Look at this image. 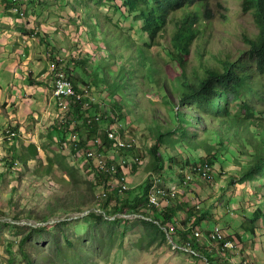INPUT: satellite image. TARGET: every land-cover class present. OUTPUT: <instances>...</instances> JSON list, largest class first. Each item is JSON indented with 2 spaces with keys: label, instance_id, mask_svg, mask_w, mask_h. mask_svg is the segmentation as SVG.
<instances>
[{
  "label": "rangeland",
  "instance_id": "1",
  "mask_svg": "<svg viewBox=\"0 0 264 264\" xmlns=\"http://www.w3.org/2000/svg\"><path fill=\"white\" fill-rule=\"evenodd\" d=\"M12 1L14 2L12 6H16L18 2L22 1L21 3L26 11L25 16L27 15V18L30 19L31 26L38 30V36L34 37L31 36L34 31L31 34L24 33L21 38L22 44L19 46L22 53L26 54L24 58L25 65L31 67L32 61L36 63L40 72L38 77L43 80L42 87L46 89V92L48 93L52 88L51 63L49 62L51 60L48 58L47 49L40 40V36L47 34L46 30H50L52 32L51 40H56L54 43L56 56H60L68 65L70 64L68 69L72 70L74 76L81 80L85 79L92 86L91 97L92 102H95V111L108 114L107 116H116V127L122 128L123 136L138 138L139 147L132 154L127 153L126 156L129 159L138 156L141 160L144 159L147 162V165H145L146 162L144 165H138L134 173L128 172L131 182L128 184L130 190H134L135 193L140 192L139 188L144 184L146 175L150 171L148 170L150 168L149 161L151 160L149 148L155 141V128L158 125L155 118L161 113L165 114L166 117H173L170 109H166L165 99L162 98L163 94H166L165 79L163 78L161 82H158L159 85H162L163 90L158 85H152L149 82L150 72L146 64L152 61L153 54H159L161 62L167 70L173 69L179 73L181 72L179 65L168 59L164 54V49L160 46L154 45L152 51L145 49V43L151 41L144 33H138L137 30H132V39L123 36L118 31H115V38L112 37L108 29L113 28L114 30L113 25L104 28L109 18L118 23L125 32L129 31L128 28L131 23L134 25L131 16L127 24L117 19L120 14H115L114 0H107V2L102 0ZM243 2V0H213L211 2L210 6L213 8L214 18L210 22H203L198 37L191 43L189 54L186 56V69L190 76H193L191 73L194 71L202 74L204 72L203 67L207 65L218 67L219 63L216 59L220 53H222V56H220L222 59L225 58V55L236 58L238 53L246 49L242 36L247 34L254 37L256 28L252 13L243 10ZM92 5L101 6L99 14ZM81 7L89 15L91 14L89 18L82 14ZM81 15L84 19L79 23ZM181 17V13L174 16V19L172 17L173 20L168 23L165 33L157 39V42L163 41L166 47H172L170 42L176 32L177 26L175 23ZM57 20L60 22L59 26H57V23L55 24ZM28 24V22L23 23L25 28L30 29L31 27ZM79 24L85 26L82 28V32L79 31ZM97 25H100L103 31L99 30L97 32L94 29ZM90 29H93V40H90L87 34L84 33ZM78 39L80 41L76 42L75 45L74 42ZM98 42L104 49L101 55L104 58L100 63L95 64V58L99 59L98 55L94 53ZM109 43L113 44L112 49H106V45ZM126 43L134 45L136 43L138 47L141 45L135 62L129 61L126 57L128 54ZM119 51L121 52L120 55ZM198 52H202L203 56H199ZM72 55L77 62V66L70 63L69 57ZM26 58H29L30 62ZM85 61L87 62L83 64ZM107 65H117L121 69L117 71L111 69L110 73L104 69L110 75L109 77L102 71V68ZM80 66L83 68L80 69ZM160 67L158 62L155 66V72L158 77H164V71H161ZM41 72H44L45 75L40 76ZM93 72L100 73L106 76L107 79L103 83L95 84ZM168 77L173 78L174 76L169 74ZM24 81L29 82V79ZM170 88L173 91L175 90L172 85ZM173 91H168V95L178 105L175 98L178 92ZM27 95L24 93L23 97L35 96L34 92L32 95L29 93ZM110 95L114 96V99L124 102L125 107L122 114L110 109ZM38 97L40 101L38 103L33 98L31 100L23 99L22 106L11 105V102H8L7 105H11L12 109L8 108L7 115L5 110L0 107V114L2 115L0 116V264H25L17 244L22 235L27 234L28 230L18 225L9 226L6 220H17L19 224H22V222L32 223L38 221L34 217L50 214L54 217L50 218L46 224L52 227L53 224L67 220L68 217L76 218L79 214L77 213L78 209L80 211L82 210L80 207L84 206L79 205V203L82 201L89 202V199H94L93 197H97L102 191L99 187L90 186L93 183L94 176L92 171L88 175L80 173L76 176L77 185L74 188L64 187L62 183L58 182L59 180H64L66 183L71 181L70 177L68 178L64 172L59 169L56 170L55 167L65 169L66 163L68 165L73 164V158L71 150L63 143L60 145L57 137H53L52 144L49 143L46 136L47 129L55 123L58 113L52 103L45 102L44 97L41 99L40 95L35 98L38 100ZM250 100L254 102L257 108H262L263 103L261 101L254 97H250ZM240 101L231 104L232 111H236ZM5 116H11V118L9 117L5 121ZM160 117L162 122L165 123V117ZM195 117L197 118V116ZM71 118H73L72 115ZM105 119L106 121L102 120L98 124V132L101 134L112 124L107 117ZM84 121L85 118L79 120L78 123L76 122L77 129H81ZM49 123L52 124L49 125ZM6 124L12 128L16 124L21 125L19 129L21 139L13 141L16 148L20 147L21 143L24 144L22 138H24L27 145H37L39 156L36 162H29L27 167L19 164L14 165L12 170L7 168L4 161L8 160V152L11 147L3 141L4 133L2 130ZM19 125L16 127L18 128ZM205 128L206 126L203 127L202 125L196 130L198 132L197 137L204 134ZM173 137L177 138L178 134L176 133ZM91 140H88V142ZM231 142L228 143L226 151L216 157L213 165L215 170L214 181L206 182L193 175L191 181L187 184H183V182L179 184L180 179L166 168V187L176 188L179 193V197H177L179 209L170 226L178 228L184 226L183 221L187 219V207L191 208L193 205H199L200 208L209 209L213 215L217 213L221 216L219 224L225 230L227 229L228 233L238 232L241 234L243 248L236 253L235 260L240 261L248 258L254 264H264V220L260 218L255 221L254 235L246 232L241 226L244 215L251 216L257 207L264 205L263 197L261 198V195L264 194V185L261 186L260 194H254V189L263 181L258 179L256 182H241L239 179L241 174L243 175L242 171L246 162L253 157H250L249 152L250 154L254 152V146L244 142V140L241 143L240 141L238 143ZM209 144L213 146L214 140H209ZM196 147L193 152L194 157L199 158L210 154L207 153L208 150L205 146L201 147L198 144ZM163 148L166 159L169 156L177 157L178 160L191 157V154L187 151L184 152L178 144L169 142L164 144ZM46 157L56 162L51 172L53 176L45 175V167L42 166V162L46 161ZM56 157L66 159V161L57 160ZM79 165L80 163H77L75 166L79 169ZM180 167L183 168L184 165L180 164ZM188 170L189 167L183 170L182 177L184 175L191 177ZM232 178L237 179L234 181L238 182L232 184L233 181L230 182ZM85 206H92V204L87 203ZM29 213H31V216ZM118 216L121 218L110 224L104 223L103 220L96 222L94 217L87 216L81 220L73 221L71 219L72 221L65 224L64 228L61 227L62 231L67 230L64 232L69 235L72 245L64 249V258L60 261V264H211L204 257L192 256L188 252L173 247L167 234L158 227L151 231L154 232L156 238L151 237L145 222L138 219L134 214L124 213L118 214ZM186 223L188 225V221ZM171 233H173V238L177 235L174 228H171ZM176 237L175 240H177ZM45 238L46 236L38 239L34 234L31 242L48 247V240H45ZM31 246L28 244L26 248L31 251ZM47 252L50 253L51 257L55 255L53 249H49Z\"/></svg>",
  "mask_w": 264,
  "mask_h": 264
},
{
  "label": "trees",
  "instance_id": "2",
  "mask_svg": "<svg viewBox=\"0 0 264 264\" xmlns=\"http://www.w3.org/2000/svg\"><path fill=\"white\" fill-rule=\"evenodd\" d=\"M5 1H3V3H5L6 6L14 5L12 0H10V2L9 0ZM102 1L107 2V0ZM212 1L213 0H114L113 6L115 14H120V17L118 16L117 19L120 22L127 24L129 17L131 16L134 20L132 21L134 22V25L131 23L128 28L129 31L125 32L118 23L114 22L112 18H109L104 28L113 25L114 30L113 28L108 30L114 38L116 36L115 31L120 32L123 36L129 37L130 39H132V30H137L138 33H144L151 41L150 43H145V49L152 51L154 45L160 46L164 49L165 56L172 62L177 63L181 69V72L179 73L173 69L167 70L165 65L161 62L162 60L160 59L159 54H153L152 61L149 64H146L147 69L150 72L149 82L152 83V85H158L161 90H163L162 85H159L158 82H161L163 78L165 79L166 94L164 93L162 98L165 99L166 109H170V112L173 113V117H166L165 114L161 113L155 118L158 125H156L155 128V141L149 148L151 156L149 169L156 172L157 176L160 177L166 171V168H168L174 176L182 181L183 174L181 173L185 168L189 167L188 172H190V169L195 171V176L198 168H205L203 171L206 173L205 178L207 179L206 181H208L210 175H212L210 168L215 164L218 154L226 151L228 143H232L231 141H234L235 143L240 141L241 143L244 140V142L250 143L254 146V152L252 154L249 152L250 157H253L244 166L245 171L240 177V181L245 182L246 180L254 178H260L264 181V0H243V10L252 13L254 26L256 28L254 37L248 36L247 34L242 36L246 49L238 53L236 58H230L229 55H225V58L222 59L220 57L222 56V53H220L218 54L219 57L216 59L219 63L218 67H209V65H207L203 67L204 74H199L194 71L191 73L193 76H190L186 69V56L189 54L190 45L198 37L203 22L212 19L214 14H212L211 8L208 7L207 11L204 13V18L199 19V15L196 12L187 14L186 8H189V6H199V8H201V6H209ZM18 5H20L19 2L16 6ZM92 6L96 9L99 8L98 5ZM174 9L178 11L181 10L183 16L181 18L180 26L176 28V32L173 35L172 47L169 49V47H166L163 42H157V39L159 38V34L162 33L167 26L168 17ZM82 14L88 18L91 15L84 10H82ZM79 25V31L82 32V28L85 26H82V24ZM91 27H93V25ZM92 30L93 29H90L84 32L90 40L94 39ZM46 45L48 46L50 57L59 61V56L57 57L54 52V50H56L55 46L50 43H46ZM125 45L127 48L126 52H128L126 56L127 59L131 62H135L137 52L141 45H139V47L136 46V43L135 45L128 43ZM113 47L112 43L106 45V49H112ZM103 52L104 49H102V45L97 43L94 53L98 55L99 59L95 58V64H98V62L100 63L101 60H103L104 56H101ZM120 54L121 52L119 51V55ZM198 55L203 56V53L198 52ZM123 57L126 58L125 56ZM69 58L71 60L70 63L77 66L74 56L72 55ZM219 58L221 59L219 60ZM86 62L87 61L83 62V64ZM158 62L161 66V71H164V77H158L155 72V66ZM63 63V70L72 81L73 88L77 93L80 90V85L87 83L83 80L80 81L77 76L72 74V70L70 71L68 69L70 64L68 65L66 61ZM57 64H59V62H57ZM124 67L125 66L123 65V68ZM82 68L83 67L80 66V69ZM104 69L110 73L111 69L117 71L121 68H118L117 65H107L105 68L103 67L102 71L105 75L110 77ZM84 73H86V71H84ZM93 73L95 84L103 83L105 79H107L106 76H103L100 73ZM169 74L174 77L169 78ZM171 85L174 87V91L170 88ZM168 91L178 92L177 97H175L178 101V105H176L170 98ZM115 97L117 98V96ZM250 97H254L261 101L263 103L262 108H257L254 102L250 100ZM109 98L111 102L110 109L122 114L123 108L125 107L124 102H121L122 100L119 101L118 98V100L114 99V96L112 95H110ZM238 101H240L239 106L236 108V111H232L231 104H235ZM94 107L93 103V109H87L83 112L76 102L74 106L71 103L68 104L63 110L64 113L59 111L58 115L61 116L65 114L66 119L60 122V124L56 123L48 129L46 136L49 143H53V137L58 138L60 145L67 141V144L71 147L72 154H76L77 149L87 151L88 140L100 138L104 145V152L111 150V145L114 144L115 141L114 138L110 139V135L112 133V127L116 124V116H107L108 114L99 113L98 111H95ZM94 112L97 113L99 120H96L93 116ZM71 115L73 118H71ZM160 116L165 117V123L162 122ZM195 116H197V118ZM106 117L112 122V124L101 134L98 132V124L102 120L106 121ZM83 118H85V121L83 123L84 125L81 127V131V129H77L76 122L78 123L79 120H83ZM59 120L60 119H57L56 121L59 122ZM202 125L203 127L204 125L206 126L205 132L202 136L197 137L198 132H196V130ZM117 128L119 130L113 132L114 136L122 134L121 128L119 126ZM13 131L18 132V128H13ZM176 133L178 134V137L174 138L173 136ZM67 134L71 135V137L77 136V140L75 142H69L68 139H66ZM239 137H241V139H239ZM17 139L19 138H16L15 140ZM212 139L214 140L213 146L209 144V140ZM4 142L11 147V150L8 152V160L4 161L9 170H12L16 163H21L24 167H27L29 162H36L38 160L39 151L36 145H26L23 141L25 145H22L21 143L20 147L16 148L13 142L6 140ZM169 142L180 145L184 152L187 151L191 154V157L178 160L177 157H170L168 155L169 157L166 159L163 154V145ZM198 144L201 145V147L205 146L208 150L207 153L210 154L199 158L194 157L193 152ZM136 148L137 147L134 145L133 148L126 151H129V153L132 154ZM84 158L85 157H75L74 165H68L66 163L65 169H61L58 166L55 167L56 170H61V172H64L68 178H71V183H66L64 180L58 181L59 183H62V186L64 187L74 188L77 185L76 176L80 173L88 175V173L92 171L94 175L92 179L93 185L90 184V186L102 189L101 196L93 197L94 199H89V202H80L79 205L84 206L80 207L82 210L79 211L78 209V212H83L85 208L90 209L92 207L99 208L103 210L106 215L111 216L116 215L118 212H141L148 215V211H144L143 209L153 210V213L157 211L159 212V209L148 205L146 201L147 194L152 184L151 179H148L145 184L140 186V192L138 193H135L134 190L130 189L121 192L120 186L116 188L114 186V180L122 181V178L127 174L126 170L122 168L120 164L113 161L115 167L113 170H110V168L102 170L96 169L95 167H92L91 163H86L84 169H78L75 165L81 163ZM56 159L63 160L64 162L66 161V159H60V157H56ZM54 163L56 164L55 161L47 157L46 161L42 162V166L45 167V175L53 176L51 172L52 169H54ZM107 164L109 166L110 162L107 161ZM180 164L182 166L184 165V167L181 168ZM170 165L172 166L170 167ZM134 172L135 168H130V173ZM198 174L202 175L203 173ZM234 180L235 179L232 178L230 179V182H234ZM178 196L179 194L176 193L173 198L168 197L170 198L169 204L162 210L160 209L159 215L161 216V219H159V224L151 220L143 219L148 232L151 233V237L156 238L154 232H151L154 231L155 228L158 227L164 232L161 225H166L168 222L174 220L179 209L177 205ZM87 203L92 204V206H85ZM187 208V219L183 221L184 226L175 229L181 239H186L191 228L195 225H198L202 229L204 234L207 235L203 236V238L210 239L211 241L203 244L198 241L197 243H194L193 241L194 244L191 243L190 245L199 250L200 254L203 255L201 257H204L205 255L211 264H254L252 260L248 258L235 263L236 253L242 250V245L222 248L219 246L224 244L222 239L219 238L215 240V238L208 236L212 233L217 223L219 224L220 222L217 213H215L216 215H213L209 209L200 208L199 205H193L191 208ZM29 215L31 216V213H29ZM87 216L94 217L96 222L103 220L104 223L108 224L117 220H106L102 213L97 212H90L85 217ZM263 216L264 205H261L254 210L251 216L244 215L241 226L246 232H250L254 235L255 221ZM52 217L54 216H51L50 214L34 217L38 220L37 222L41 223L37 226L18 225L19 227L28 230L27 234L22 235L17 244V248H19V253L23 257L25 264H60V261L64 258V249L72 245V240L69 235L64 232L67 230L62 231L61 227L64 228V225L72 220L75 221L81 219H67L53 224L52 227L45 225V223ZM155 217L158 216L155 215ZM187 221L188 225H186ZM8 225L14 226L15 224L8 223ZM34 234H36L38 239H42L46 236L45 240H48V247L40 246L39 244L31 242L32 235ZM234 236H237L242 240L240 233L236 232ZM211 242L219 248L217 249L214 247V249H209V244H211ZM28 244L32 245L31 251L26 248ZM49 249L55 250L54 256L51 257L50 253L47 252ZM44 252H46V254L43 255Z\"/></svg>",
  "mask_w": 264,
  "mask_h": 264
},
{
  "label": "clouds",
  "instance_id": "3",
  "mask_svg": "<svg viewBox=\"0 0 264 264\" xmlns=\"http://www.w3.org/2000/svg\"><path fill=\"white\" fill-rule=\"evenodd\" d=\"M14 1H17L18 2L19 0H14ZM21 2H20V5H18V6H10V11H11V13H13L11 15L13 16V18L15 20V23H17L19 26H22L23 27V35H24V33L31 34L32 31H34L31 34V36L32 37H34L36 35L38 36V30L34 29V27L31 26L30 19L27 18V15L25 16V13H26L25 7L23 6V4ZM210 4H209V6H201V8H199V6H189V8H186L187 9V14L188 13H191L192 14L193 12H196L199 15V19H203L204 18V13L207 11L208 7L211 8L212 14H214L213 8H212V6H210ZM100 8H101V6H99V8L96 9V11L98 12V14L100 12ZM113 8H114V6H113ZM80 9H81V12H82L83 8L81 7ZM94 12L95 11H93V13ZM179 13H181L182 16H183V12L181 10L178 11V10H175L174 9L173 11H171V13H170V15L168 17L167 26H168V23H170L174 19V16H176ZM97 16H99V15H97ZM172 17H173V19H172ZM80 18H79V21H80L79 23H81L83 21L82 20L83 19V16L81 15ZM181 18L179 20H177L176 23H175L177 27L180 26ZM212 19L206 20V21H209L210 22V21H212ZM24 22H28L29 23L28 25H30L31 28L30 29L25 28L24 25H23ZM56 23H57V26L60 25V22L58 20L55 21V24ZM197 25H195V26H197ZM57 26H56V28H57ZM167 26L162 31V33L159 34L158 37H160L161 35H163L165 33V30H166ZM94 29L97 32L99 30L100 31H103L102 29H100L99 25H97ZM46 33L47 34H42L40 36V40L42 41V43L44 44L45 48L47 49L48 58H50V60H51L49 62L51 63L50 64V73H51L50 74V77L52 79V88L50 86L51 90L48 92V98H47V92L43 95L44 99L47 98L45 100V102L52 103L54 109L57 110V113H59V111H62L63 112V110L70 103L74 106L76 102H77V105L80 106V108H81V110L83 112L85 110H87V109L88 110L93 109L92 108V104L95 103V102H92V97H91V92H92L91 89H92V86L89 85L90 83H87L86 80L84 79L83 81L86 82L87 84H81L80 85V90L77 92L78 94L76 93V91L73 88L72 81L66 75V72L63 70V67H64V63H63L64 62V59L59 56V61H57V60H54V59H52L50 57L49 49H48V46L46 45V43H50V44L54 45V43L56 42V40H54V39L51 40V37H52L51 34H52V32L50 30H46ZM23 35H19V36L22 38ZM172 39H173V37L171 38V42H170L171 46H172ZM79 41H80V39H79ZM79 41L76 40V42H79ZM76 42H75V45H76ZM98 44H100V42H98ZM169 49H170V47H169ZM78 50H80V49H78ZM22 54H24V53H22ZM25 57H26V54H24V58ZM57 62H59V64H57ZM44 72H45V70H44ZM44 72H41L40 76H42L44 74ZM31 75H32V73H31ZM37 77H38V75L37 76H35V75L30 76L28 74V76H25V80L26 79H29V82H32V80H33V83L34 84H32V85H36V82L35 81H36ZM40 80H41V78H40ZM79 80L81 81L80 78H79ZM59 83H69L70 84V88L72 90V95H64V94H61L60 92H58V85H59ZM38 86H39V84H38ZM89 86H91V87H89ZM39 89H44V88L42 86H39ZM34 94H35V96H33V97H25L24 96V99L25 100H31V98H33V99L36 100L37 103L40 102L39 101V97H38V100L35 98L36 96H39L38 93L37 92H34ZM30 95H32V94H30ZM27 96H29V95H27ZM41 102H42V100H41ZM40 112H41V110H40ZM93 116L95 117L96 120H99V117L97 116V113L94 112L93 113ZM88 118L90 120L89 115H88ZM57 119H60L59 122L55 121V123H53V124L50 123L49 125L52 124L51 126H53L56 123L60 124V122H62V121H64L66 119L65 114H63L61 116L58 115L57 116ZM89 123H90V121H89ZM116 124L112 127V133L110 135V139H113L114 138V141H115L114 144L111 145L112 146V149L111 150H109L107 152H104V145L102 143V140L100 138H95L94 140L92 139L90 142H88V149H87V151H85L83 149L82 150L77 149L76 150V154H72V152H71V156L73 158V165L75 163L74 162L75 157H85L81 161V163L79 165V169H84L86 163H91L92 167H95L96 169L102 170V169L110 168V170H113V168H115L114 165H113V163H114L113 161H116L127 172V174L122 178V181L114 180V186H115V188L118 187V186H120L121 187V192H122L124 190L131 189L128 186V184L131 183L130 182V179L128 177V174H129L128 172L130 171V168H136L138 165H140V166L141 165H144L146 161L144 159L141 160V158H139V157L138 158L137 157H134L132 159L127 158L126 154L129 153V151H126V150H130L131 148H133L134 145L137 148L139 147L138 138H135L134 136L125 137V136H123V133L122 134H119L117 136H114L113 132H115L116 130H119L117 128L118 126L116 127ZM17 125H19V124H16V126ZM50 127H48V129ZM20 128H21V125H19V127H18V132L17 131H13V128L11 126H9L8 124H6L4 126V128H3V130H2V132L4 133V140L3 141L6 140V141H9V142H13L16 138H19V140H20L21 139V137L19 135V129ZM121 130H122V128H121ZM66 139H68L69 142H75L77 140V136L71 137V135L67 134L66 135ZM22 141H24V138H22ZM119 142H122L124 144V146L119 145ZM25 144H26V142H25ZM63 145L64 146L66 145L67 147H70L69 144H67V141L65 143H63ZM69 149L71 150V147ZM90 154H93V156H90ZM99 160H102L103 167H100L98 165ZM107 161L110 162V165L109 166L107 164ZM248 161L246 162V164L248 163ZM19 164H21V163H16L15 166H17ZM145 165H147V162H146ZM204 169L205 168H198L196 170V176H198L202 180L206 181L207 179L205 178L206 173L203 171ZM148 170H150V171L146 175V178H145L146 180L143 183L145 184V182L148 179H151L152 180V184H151V187H150L149 192L147 194V200L146 201H147V204L148 205H151V206L159 209V212L157 211V212H154L153 213V210L143 209L144 211H148V215L143 214L141 212H132V213H128V214H134L140 220L147 219V220H151V221H154L157 224H159L160 223L159 222L160 221L159 219H161V216L159 215L160 214V209L162 210L165 206H167L169 204V199H170L168 197L173 198L175 196V194L178 193V191H177L176 188H173V187H170V186L166 187V185H165V178H166L165 172L163 173L162 176L159 177V176H157V173L156 172L152 171L149 168H148ZM210 170L212 172V175H210L209 180L206 181V182H211V181H214V179H215V176H214V171L215 170H214L213 166L210 168ZM244 171H245V168L242 171V173H244ZM190 173H191V177H189L188 175H186V176L184 175L182 177V181H180L179 184L182 183V182H183V184H187L188 182H190L191 179H192V176L195 175V171H192L190 169ZM198 173H203V174L202 175H199ZM241 176H242V174H241ZM235 180H237V179H235ZM257 180H258L257 178H254V179L246 180V181L247 182L248 181L249 182H256ZM260 180L263 181L262 179H260ZM235 182L237 183L238 181H234L233 183H235ZM262 185H264V181H263L262 184H259L254 189V194L255 195L260 194L261 186ZM179 186H181V185H179ZM183 188H186V187H183ZM185 192H187V191H185ZM101 194H102V191L97 196H101ZM152 196H155L156 197L157 203L154 202L151 199ZM262 197H263V195H261V198ZM263 201H264V198H263ZM196 206H198V205H196ZM90 212L102 213V215L104 216V219L111 220V221H114L116 219L117 220L120 219L121 217H119L118 214H124V213H126V212H118L116 215L111 216V215H106V213L103 210L99 209V208L92 207L90 209L87 208L83 212H77L79 214H77V217L76 218L68 217V219L69 220H71V219H78V218L79 219H83ZM155 215H157L159 218L158 217H155ZM217 216L219 218H221L220 215H217ZM261 218L264 220V216L261 217ZM6 221L9 224L22 225V226L23 225H26V226H37V225L41 224L39 222H32V223H30V222H26V223L22 222V224H19V221H17V220H10V219L9 220H6ZM171 222L172 221L168 222L166 225H161L162 229L164 230V233L167 234V236H168V238L170 240V244L173 247H175V248H177L179 250L181 249V250H183L185 252H188V253L192 254V256H203V255L200 254L199 250H197V249H195V248H193V247L190 246L191 243H193V241H194V243H197V241H198V242H200L202 244L203 243H208L209 241H211L210 239L203 238V236H207V235L204 234V232L202 231V229L198 225H195L193 228H191V230H190L187 238L186 239H181L179 237L178 232L175 229V228H178V227H172V226H170V223ZM45 225H47V224L45 223ZM171 228L172 229L173 228L175 229V231L177 233V235H176L177 237L174 236V238H173V235H172L173 233H171ZM219 232L221 233V236L219 235ZM234 234L235 233H228V230L227 229L225 230V228L221 224H218L217 223V225L215 226V228L212 231V233L210 235H208V236H211V237L215 238V240H217L219 238L222 239V241H224V244L219 245V246H221L222 248H226V247H236V246L241 245L242 240H240L237 236H234ZM175 237L177 238V240H175ZM214 247L217 248V249L219 248L213 242H211V244H209V249H214ZM204 258L207 259V261H208V258H206L205 255H204ZM238 262H239L238 260H235V263H238Z\"/></svg>",
  "mask_w": 264,
  "mask_h": 264
},
{
  "label": "crops",
  "instance_id": "4",
  "mask_svg": "<svg viewBox=\"0 0 264 264\" xmlns=\"http://www.w3.org/2000/svg\"><path fill=\"white\" fill-rule=\"evenodd\" d=\"M0 11H2L0 14V107L5 110L7 115L6 111L9 107L10 110L12 109L11 105H23L24 93L37 92L43 99L46 89H39V86L43 85V80H40L39 77L35 81L36 85H32L34 84L33 80L32 82L24 81L25 74L37 76L39 69L34 61H32L31 67L25 65L24 54L19 46L22 44L19 35H23V27L15 23L10 6H5L2 0ZM26 59L30 62L29 58ZM8 102H11V105H7ZM0 116L2 115L0 114ZM9 117L11 118V116H5V121Z\"/></svg>",
  "mask_w": 264,
  "mask_h": 264
},
{
  "label": "built area",
  "instance_id": "5",
  "mask_svg": "<svg viewBox=\"0 0 264 264\" xmlns=\"http://www.w3.org/2000/svg\"><path fill=\"white\" fill-rule=\"evenodd\" d=\"M58 92L64 95H72V90L70 88L69 83H59L58 85ZM90 156H93V154H90ZM98 165L100 167H103V162L102 160H99ZM221 236V234H219Z\"/></svg>",
  "mask_w": 264,
  "mask_h": 264
},
{
  "label": "bare ground",
  "instance_id": "6",
  "mask_svg": "<svg viewBox=\"0 0 264 264\" xmlns=\"http://www.w3.org/2000/svg\"><path fill=\"white\" fill-rule=\"evenodd\" d=\"M119 145L124 146V144H123L122 142H119ZM151 199H152L154 202L157 203V200H156V197H155V196H152ZM219 234H221V233L219 232Z\"/></svg>",
  "mask_w": 264,
  "mask_h": 264
}]
</instances>
